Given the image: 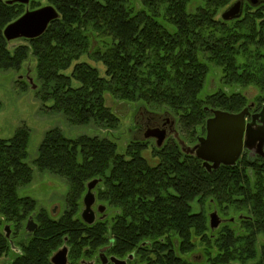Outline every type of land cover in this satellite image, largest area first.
<instances>
[{"label": "trees", "instance_id": "obj_1", "mask_svg": "<svg viewBox=\"0 0 264 264\" xmlns=\"http://www.w3.org/2000/svg\"><path fill=\"white\" fill-rule=\"evenodd\" d=\"M7 1L0 0V70L21 68L32 51L44 99L53 100L52 110L63 112L73 125L115 129L119 119L105 104L109 91L120 100L168 107L189 132L187 139L196 142L213 109L239 111L247 106L237 91L200 97L206 62L222 67L227 85L257 86L262 93L255 103L264 104V3L250 4L240 18L225 21L219 13L232 0H203L205 5L193 13L188 10L191 0H139V8L131 0H48L59 18L42 36L25 39L29 44L12 52L4 29L24 11L21 3ZM161 18L172 22L176 31L171 32ZM84 54L104 63V76L98 67L79 62ZM29 139L25 128L10 139H0V226L7 220L20 227L36 211L34 198L19 195L34 177L27 162ZM144 144L133 139L124 155L106 135L73 139L59 128L46 133L35 165L64 178L69 192L60 219L39 210L32 258H42L62 244L76 258L94 256L109 244L110 255H133L130 264H201L177 255L173 237L181 238L184 253L193 246V235L206 240L204 233L212 231L207 216L194 212L191 202L195 198L204 202L209 195L218 208L228 205L245 213L253 206L258 225L248 224L244 234L223 228L208 264H264V246L257 260L256 242V234L264 233V180L242 181L235 167L210 172L176 139L155 147L159 162L151 165L142 155ZM93 179H101L98 197L114 212L111 221L88 225L80 212ZM4 243L0 232V245Z\"/></svg>", "mask_w": 264, "mask_h": 264}, {"label": "rangeland", "instance_id": "obj_2", "mask_svg": "<svg viewBox=\"0 0 264 264\" xmlns=\"http://www.w3.org/2000/svg\"><path fill=\"white\" fill-rule=\"evenodd\" d=\"M235 1L237 0H232L231 4ZM131 2L135 5L137 4L136 6L138 8L141 6L139 0H131ZM22 5L25 13L27 9L35 10L50 4H48V0H31L28 5ZM201 5H205L203 0H191L188 4V10L193 13ZM249 5L250 3L246 2L244 9ZM229 6L222 9L219 13V17ZM162 17L165 16L162 14ZM163 19L164 18H161L160 20L165 26L171 32H175L176 26L172 24V22H168V20L163 21ZM28 44L29 43L25 38H20L9 42V48L13 52L15 49ZM94 46L96 48H101L100 44H95ZM199 57L201 60H205V56L202 54H199ZM79 62H87L98 67L100 74L102 76L105 75L104 63L94 59L92 55H82ZM37 63V57L32 51H29L21 64V68L0 70V139H10L19 129L22 128L29 131V156L27 162L34 168V177L30 184L19 189V195L34 198L37 202L36 210L45 209L52 218L60 219L67 209L69 184L64 178L47 171H41L35 165V159L39 155L40 145L48 131L54 128H59L65 136L73 139L79 138L82 135H106L117 143L118 152L124 155L127 154L128 144L133 139H136L146 143V145L144 144L146 146L145 149L141 150L142 155L151 165H156L159 162V159L154 157L153 153L155 147H157L155 140L152 138L146 139L135 127V124L140 125L141 127L144 124L142 116L149 110L159 111V114L161 115L167 114L173 119H177L175 118L174 112H171L168 107H160L153 104L146 105L142 101L133 102L130 100H120L108 91L105 93V104L119 119V123L115 129L106 128L97 124L73 125L69 122L67 116L63 112L52 110V106L54 105L53 100L50 98H47L46 100L44 99L42 82L37 75ZM206 63L208 72L205 76L203 90L200 93L201 98L205 99L207 96L218 92H226L230 95L234 91H237L247 99L246 104L248 106L251 103H255L257 98L261 95V90L255 85L245 87L239 85H227L223 80L224 76L222 67L213 62ZM74 64L75 63L72 64V67ZM29 77L33 78V83L36 85L35 88L29 81ZM74 84L76 86L79 85L77 81H74ZM175 131L179 133V136L185 141L187 146L193 147L198 143V139L196 142L187 139V136L189 137V132L187 134V131L179 121L175 125ZM174 139V134L168 135L169 142H173ZM211 200V196L207 195L204 202H200L197 198L191 202L192 210L194 212L203 211L206 214L208 226L210 225V214L218 209L216 202ZM97 203L104 204L99 197H97ZM226 207L227 209H223L222 207L218 209L219 212L216 210L223 221L222 225L214 231L208 230L205 232L204 236L207 235L206 240H204L202 236L193 235L191 238L193 246L189 248L188 252L184 253L181 250V238L174 235L175 253L183 260L193 263L208 264L212 257L211 255L215 254L216 238L219 236L223 228L230 227L236 229L239 233H246V226L249 222L246 223L239 220L238 213L228 205H226ZM95 208L96 207L94 206V209ZM110 212L112 213L114 210H111ZM99 216L100 214L98 213L97 217ZM112 216L113 214H109L107 220L111 221ZM232 217H235L234 222H230V218ZM256 239L258 248L257 260H260L262 258V250L264 246V233L258 232ZM209 246L213 247L211 254L208 250ZM248 264H252V262H249Z\"/></svg>", "mask_w": 264, "mask_h": 264}, {"label": "flooded vegetation", "instance_id": "obj_3", "mask_svg": "<svg viewBox=\"0 0 264 264\" xmlns=\"http://www.w3.org/2000/svg\"><path fill=\"white\" fill-rule=\"evenodd\" d=\"M246 2L250 3L253 6H256V5L263 4L264 0H256L255 4L251 0L246 1ZM248 106H249V112L245 116L246 131H245V134L243 137L244 148L242 150L241 156L238 158V160L235 163L230 164V165L222 163L217 168L214 167V163L210 162V163L206 164L204 160L200 159L202 162V165L208 171L212 172L216 169L219 170L222 167H227V168L228 167L229 168L235 167V169L240 172L239 176H237V177H238V179H240L242 181L264 180V147H263V153H261L258 150V145L260 143L259 141H257V143L254 144L253 147L247 146L248 129L254 130L256 132V135L258 136L261 134L260 129L264 128V115H263L264 104L262 106H257L256 103H251ZM248 106H246V107H248ZM244 109H242V110H244ZM213 110H223V111H227V112L234 113V114H238L242 111V110L230 111V110H224V109H219V108H216ZM213 110L210 112L211 115L209 118L214 116ZM142 117H143L144 124L141 127H140V125H138V126H136V128L140 131L141 134L144 135L145 138H146L145 134L147 133V131L149 129H161V130H166V132H167L166 139H165L164 143L162 144V146L167 143L168 135H170V134H174L175 139L179 143L182 140L181 137L179 136V133L177 131H175V125L177 124L178 121L173 119L171 116H169L167 114L161 115L159 113L146 111V113ZM208 119H207V121H208ZM207 121H206V126H205V129H206L205 133H201L199 138L207 136ZM177 133H178V136H176ZM151 138L153 140H155L156 145H157V139L156 138L150 137V138H146V139H151ZM157 147H161V146L157 145ZM100 183H101V179H100L99 184ZM99 184L93 190V192L95 193V196H96V201L92 206V209L95 212V217H96V220L93 224H95L98 220L107 219L109 214L113 213V212L112 213L110 212L112 209L109 208V206L107 204H105V202H103L104 204L97 203ZM87 192H88V187H87ZM86 193H85V195H86ZM85 195H84V197H85ZM84 197H83V203H82L83 205H82L81 214H80L81 218H82V212L85 208ZM94 206L96 207L95 208L96 210L94 209ZM101 206L104 207L103 210H100ZM218 209H220V208H218ZM218 209H216V210L219 212ZM39 210H41V209L34 211L32 213V215H30L26 219V221L22 224V226H20V227H17L16 225L12 224L11 222H8L7 220L3 221V223L0 226V232L4 235V237L6 239V243H4L3 245H0V264H15L18 262H21V264H25L26 262H27V264H57L54 261V257L61 249L65 248V247L68 250L67 251L66 264H115L114 262L111 261L112 257H116L120 260H124V261H126V264H130L129 259L130 260L133 259V255H130L128 258H120V257L114 256V255H110L107 252L110 248L109 244H106L105 246H103L99 250V253L95 254L94 256L93 255H87V256H79V258H76V257H74V254H72L71 248L67 244H62V245L56 247L54 250L51 249L49 252L45 253L42 256V258H39V256H37L35 259L32 258L33 256H32V254H29V251H31L34 247L33 239H34L35 235L37 234V230L39 228V222L37 220V214L39 213ZM43 210H45V209H43ZM216 210L214 212L217 213L218 218L221 221L220 225H219V227H220L222 225L223 221L220 218V216ZM214 212H212V213H214ZM235 212L238 213L239 220L244 221L246 223L249 222V225L251 227L254 228L258 225V222H257L258 219L256 218L255 213L253 212V206L250 205V209H248L245 213L238 212V211H235ZM98 213L100 214L99 217H97ZM47 214H48V212H47ZM49 217H51V216L49 215ZM52 219H54V218H52ZM30 220H33L34 224L36 225L34 230L28 229V224H29ZM55 220H58V219H55ZM82 220H83V218H82ZM234 221H235V217L230 218V222H234ZM85 223L88 224L87 222H85ZM93 224H88V225H93ZM219 227H217L216 229H218ZM210 228H211V225H210ZM216 229H212V230H216ZM256 237H257V234H256ZM111 244H112V242H111ZM105 247H109V248L104 252V256H102V249ZM153 255H152V257H153ZM137 264H146V263L139 261Z\"/></svg>", "mask_w": 264, "mask_h": 264}, {"label": "water", "instance_id": "obj_4", "mask_svg": "<svg viewBox=\"0 0 264 264\" xmlns=\"http://www.w3.org/2000/svg\"><path fill=\"white\" fill-rule=\"evenodd\" d=\"M31 0H8V4L21 3L28 5ZM249 0H237L231 4L222 14L221 18L225 21H231L240 18L244 12L245 2ZM254 4L256 0H251ZM59 18L57 9L52 5H47L35 10L27 9L15 21L11 22L4 29V36L7 41L11 42L16 39H36L42 36L48 29L50 23ZM29 81L35 88L33 78L29 77ZM214 116L207 121V136L198 139V143L194 147L187 146L185 141H180L183 150L186 153L195 154L205 163H214L217 168L220 164H233L241 156L244 148V134L246 131L245 116L249 112V106L238 114L230 113L223 110H213ZM264 115V108H263ZM261 134L256 135L254 130L248 129L247 146L253 147L259 141L258 150L263 153L264 147V128L260 129ZM166 130L149 129L145 134L146 138L154 137L157 139V145L162 146L166 139ZM178 136V133L176 134ZM100 179H93L87 185L88 192L84 197L85 208L82 212V218L88 224H93L96 220L95 212L92 209L96 201L93 190L99 184ZM104 207L101 206L100 210ZM220 219L216 212L210 215V225L212 229H216L220 225ZM36 225L33 220L29 221L28 229L34 230ZM109 247L102 249V256ZM67 248L61 249L54 257L57 264H66ZM111 261L115 264H126V261L112 257Z\"/></svg>", "mask_w": 264, "mask_h": 264}]
</instances>
